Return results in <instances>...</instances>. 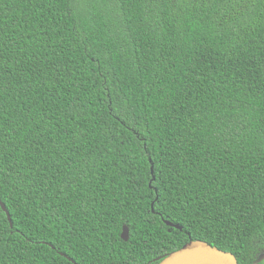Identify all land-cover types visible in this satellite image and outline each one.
Segmentation results:
<instances>
[{
    "label": "trees",
    "instance_id": "16d2710c",
    "mask_svg": "<svg viewBox=\"0 0 264 264\" xmlns=\"http://www.w3.org/2000/svg\"><path fill=\"white\" fill-rule=\"evenodd\" d=\"M0 199V264H264V0H0Z\"/></svg>",
    "mask_w": 264,
    "mask_h": 264
},
{
    "label": "water",
    "instance_id": "95a60500",
    "mask_svg": "<svg viewBox=\"0 0 264 264\" xmlns=\"http://www.w3.org/2000/svg\"><path fill=\"white\" fill-rule=\"evenodd\" d=\"M3 210L7 213V216L13 225L12 216L8 210L6 204L0 199ZM170 227L182 230L179 225H174L170 222H166ZM129 228L124 227L122 238L125 241L129 240ZM73 264H77L73 259L64 255ZM158 264H239L236 257L228 252L213 247L204 241H193L188 242L181 249L174 251L163 258L157 259Z\"/></svg>",
    "mask_w": 264,
    "mask_h": 264
},
{
    "label": "rangeland",
    "instance_id": "374dc122",
    "mask_svg": "<svg viewBox=\"0 0 264 264\" xmlns=\"http://www.w3.org/2000/svg\"><path fill=\"white\" fill-rule=\"evenodd\" d=\"M259 258L263 259L264 258V254L259 255Z\"/></svg>",
    "mask_w": 264,
    "mask_h": 264
}]
</instances>
